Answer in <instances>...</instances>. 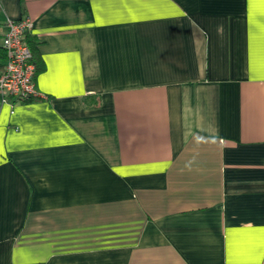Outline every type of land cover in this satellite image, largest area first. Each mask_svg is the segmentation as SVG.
<instances>
[{"label":"crops","instance_id":"0c3cea01","mask_svg":"<svg viewBox=\"0 0 264 264\" xmlns=\"http://www.w3.org/2000/svg\"><path fill=\"white\" fill-rule=\"evenodd\" d=\"M25 15L0 264H264V0H0V38Z\"/></svg>","mask_w":264,"mask_h":264},{"label":"built area","instance_id":"2783aa9c","mask_svg":"<svg viewBox=\"0 0 264 264\" xmlns=\"http://www.w3.org/2000/svg\"><path fill=\"white\" fill-rule=\"evenodd\" d=\"M0 38L3 60L0 65V101L38 98L43 93L35 85L36 65L27 35L32 20L25 15L8 17Z\"/></svg>","mask_w":264,"mask_h":264},{"label":"trees","instance_id":"16d2710c","mask_svg":"<svg viewBox=\"0 0 264 264\" xmlns=\"http://www.w3.org/2000/svg\"><path fill=\"white\" fill-rule=\"evenodd\" d=\"M34 62H35V60H34ZM35 65H36V72H37V70H38V65H37L36 62H35ZM28 100H31V99H28Z\"/></svg>","mask_w":264,"mask_h":264}]
</instances>
